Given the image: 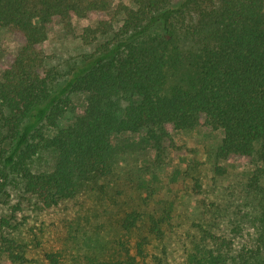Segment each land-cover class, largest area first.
<instances>
[{
    "label": "trees",
    "instance_id": "trees-1",
    "mask_svg": "<svg viewBox=\"0 0 264 264\" xmlns=\"http://www.w3.org/2000/svg\"><path fill=\"white\" fill-rule=\"evenodd\" d=\"M115 3L123 14L117 29L109 15ZM134 4L130 7L122 0H0V26L22 41L19 52L8 57L0 82V103L8 111L7 121L22 125L13 151L0 165V203L10 194L8 186L15 182V172L43 208L73 199L80 181L93 173L106 174V152L113 132L147 129L160 154L172 144L170 125L177 129L201 126L206 132L222 129L217 157L234 164L257 156L261 166L250 178L249 190L264 195V0H134ZM74 18L93 19L95 27L89 30L110 34L113 40L71 67L65 85L57 89L44 42L55 22L69 29ZM177 30L192 42L186 52ZM183 62L195 71L196 80L189 88L180 85L167 93L170 70H178ZM73 91L87 94L86 107L74 123L51 136L39 132L44 122L57 127ZM39 149L58 153L50 172L30 168ZM258 213L256 223L263 228L260 237L264 240L263 201ZM140 220L134 213L121 220L129 237ZM3 221L1 226H11L8 218ZM146 229L158 239L164 237L163 221L155 215L150 216ZM149 242L145 235L135 246L127 239L122 252L108 259L87 256L79 264H140L141 259L146 263ZM263 254L259 249L232 258L237 264H264ZM45 255L51 264H63L60 251ZM229 258L213 245L196 244L187 253L189 264H228ZM28 261L25 245L0 231V264Z\"/></svg>",
    "mask_w": 264,
    "mask_h": 264
},
{
    "label": "rangeland",
    "instance_id": "rangeland-1",
    "mask_svg": "<svg viewBox=\"0 0 264 264\" xmlns=\"http://www.w3.org/2000/svg\"><path fill=\"white\" fill-rule=\"evenodd\" d=\"M122 2L135 6L134 0ZM109 15L117 29L123 21L117 3ZM95 23L89 18H74L69 29L61 22L50 28L44 47L48 66L56 73L57 89L65 85L71 67L113 40L110 34L90 31ZM180 35V45L186 52L192 42L181 32ZM21 46L22 41L0 26V82L8 57L17 54ZM194 80L195 71L183 62L178 70H170L166 92L171 93L180 85L189 88ZM69 96L71 103L58 119L57 127L44 122L39 132L51 136L57 129L74 123L86 107L87 94L73 91ZM122 104L126 105V101ZM7 114L0 103V165L13 151L16 132L22 126L8 122ZM167 129L172 144L160 154L149 140L147 129L113 132L106 152V174L93 173L80 181L76 197L55 207L43 208L38 198L25 190L15 172V182L8 186L10 194L0 203V231L25 245L27 264H51L45 255L49 251H60L63 264L83 263L91 255L108 259L124 250L125 240L130 239L135 246L144 235L150 242L146 246V263L141 259L140 264H189L187 253L196 244L218 246L230 257L228 264L238 263L232 258L234 255H251L259 249L264 252L260 237L263 228L256 223L264 195L259 190H249V180L261 166L257 156L234 164L219 159L216 150L224 136L222 129L206 132L201 126L177 129L172 125ZM57 160L56 150L39 149L30 168L34 172H50ZM128 213L140 215L141 219L132 238L120 223ZM151 215L163 221L162 239L146 229ZM4 218L10 220L11 226H1Z\"/></svg>",
    "mask_w": 264,
    "mask_h": 264
}]
</instances>
